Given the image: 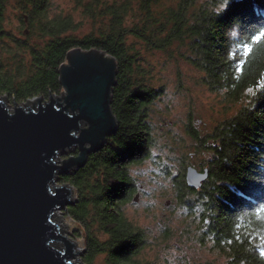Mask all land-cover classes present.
I'll list each match as a JSON object with an SVG mask.
<instances>
[{
	"label": "trees",
	"instance_id": "16d2710c",
	"mask_svg": "<svg viewBox=\"0 0 264 264\" xmlns=\"http://www.w3.org/2000/svg\"><path fill=\"white\" fill-rule=\"evenodd\" d=\"M6 1L0 0V43L7 35ZM15 1L21 22L28 21V32L43 39L27 46V70L21 76L16 74L21 62L9 68L10 63L7 67L0 60V91L14 105L61 94L58 70L71 49H97L116 64L110 104L117 120L115 134L82 167L58 176L60 184L75 190V200L64 212L83 230L82 262L93 264L96 255L104 254L106 264H142L137 257L146 237L126 219L120 204L134 192L129 166L147 154L145 110L158 92L133 87L136 51L126 43L128 33L154 48L186 43L185 59L202 72L207 86L224 90L229 100H238L246 90L254 92L248 107L216 126L209 176L200 191L205 197L204 234L225 253L227 264H264V41L253 39L264 32V0H225L221 8L212 4L210 9L206 4L211 0H202L197 10V0H176L162 13L165 22L154 28L148 26L153 0H134L144 18L131 26L124 22L132 0H74L86 16L101 20L96 33L81 36L68 34L75 28L70 16H48L50 0ZM249 45L251 51L245 54ZM5 51L10 54L11 49ZM187 190L181 182V194Z\"/></svg>",
	"mask_w": 264,
	"mask_h": 264
},
{
	"label": "rangeland",
	"instance_id": "374dc122",
	"mask_svg": "<svg viewBox=\"0 0 264 264\" xmlns=\"http://www.w3.org/2000/svg\"><path fill=\"white\" fill-rule=\"evenodd\" d=\"M197 2L196 10L202 0ZM225 2L211 0L206 6L210 9L216 4L221 8ZM168 5L175 6L176 0H153L149 27L165 22L162 13ZM47 13L49 17L70 16L75 28L68 34L96 33L101 26L100 18L86 16L74 0H50ZM20 17L18 3L7 0L3 21L7 35L0 43V60L7 67L10 63L9 68L21 62L16 73L21 76L27 70L24 65L29 56L27 46L38 45L43 37L28 32V21L23 18L22 23ZM143 18L137 2L132 0V10L125 16L124 26H131ZM125 36L127 45L136 51L135 70L131 76L133 87L152 88L158 92L145 110L150 137L147 154L129 166L134 192L120 204L126 219L146 237V244L137 258L142 264H227L225 253L215 248L204 234V195L200 189L181 194L179 187L181 182L185 183L187 166L197 170L209 167L214 144L211 136L216 126L235 116L241 108L248 107L254 92L246 90L234 101L224 95V90L211 89L204 83L202 72L185 59L189 55L186 43L174 41L164 48H154L136 35L127 33ZM6 48L11 49L10 54ZM57 97L61 98V94L54 98ZM0 99L6 101L9 112L17 106L30 107L33 102L29 100L14 105L1 91ZM81 127L85 128L83 124ZM74 154L58 155L55 161L60 164ZM54 185L61 184L58 180ZM71 190V199H75V190ZM53 220L61 235L75 242L80 249L84 248L83 230L66 216L64 210H56ZM52 246L60 249L62 243ZM83 251L74 254L70 263L84 264L81 260ZM93 264H106L105 255H96Z\"/></svg>",
	"mask_w": 264,
	"mask_h": 264
},
{
	"label": "water",
	"instance_id": "95a60500",
	"mask_svg": "<svg viewBox=\"0 0 264 264\" xmlns=\"http://www.w3.org/2000/svg\"><path fill=\"white\" fill-rule=\"evenodd\" d=\"M58 73L61 98L37 97L12 112L0 99V264H71L84 249L74 253L75 244L53 220L56 210L75 200L69 185L54 184L115 134L110 104L117 70L105 52L74 48ZM69 152L76 154L56 163ZM207 173L188 166L186 186L200 188ZM58 243L60 249L52 246Z\"/></svg>",
	"mask_w": 264,
	"mask_h": 264
},
{
	"label": "snow or ice",
	"instance_id": "6c2138e0",
	"mask_svg": "<svg viewBox=\"0 0 264 264\" xmlns=\"http://www.w3.org/2000/svg\"><path fill=\"white\" fill-rule=\"evenodd\" d=\"M254 41H264V32H260L256 37L253 38ZM251 51V46L245 47V54H248ZM262 218H264V209H261ZM261 255H264V252L261 253Z\"/></svg>",
	"mask_w": 264,
	"mask_h": 264
},
{
	"label": "bare ground",
	"instance_id": "6f19581e",
	"mask_svg": "<svg viewBox=\"0 0 264 264\" xmlns=\"http://www.w3.org/2000/svg\"><path fill=\"white\" fill-rule=\"evenodd\" d=\"M208 176H209V174L207 173V177L205 178V180L208 178ZM75 243V242H74ZM75 247H73V249H74V252H76L77 250H79L80 248L76 245V243H75V245H74ZM78 253H80V251L78 252ZM78 253H76V254H78ZM73 263H75V262H73Z\"/></svg>",
	"mask_w": 264,
	"mask_h": 264
}]
</instances>
